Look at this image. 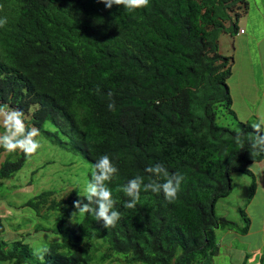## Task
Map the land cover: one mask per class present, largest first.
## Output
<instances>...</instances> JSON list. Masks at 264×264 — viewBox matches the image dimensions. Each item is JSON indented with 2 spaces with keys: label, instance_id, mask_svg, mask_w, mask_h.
Here are the masks:
<instances>
[{
  "label": "trees",
  "instance_id": "obj_1",
  "mask_svg": "<svg viewBox=\"0 0 264 264\" xmlns=\"http://www.w3.org/2000/svg\"><path fill=\"white\" fill-rule=\"evenodd\" d=\"M246 5L149 0L126 14L101 0H0V18L6 19L0 27V107L21 111L36 137L90 164L107 154L118 168L109 184L121 213L114 226L105 228L85 214L69 229L74 201L86 202L73 190L63 198L56 189L42 190L22 204L37 216L59 212L56 227L46 229L59 241L36 264L114 258L124 264H212L219 252L217 230L248 231L245 207L256 188L249 166L264 153L250 147L253 123L231 110L226 81L232 60L218 48L221 33L237 32ZM220 108L236 118L235 129L217 123ZM13 153L16 158L9 153L0 161V179L32 156ZM153 163L183 174L177 198L169 203L142 191L135 208H123L121 185L146 176L145 166ZM233 173L251 177L238 210L241 226L216 213L218 200L232 190ZM3 246L8 250L0 249V261L33 264L25 242Z\"/></svg>",
  "mask_w": 264,
  "mask_h": 264
},
{
  "label": "rangeland",
  "instance_id": "obj_2",
  "mask_svg": "<svg viewBox=\"0 0 264 264\" xmlns=\"http://www.w3.org/2000/svg\"><path fill=\"white\" fill-rule=\"evenodd\" d=\"M245 1L247 9L240 10L237 19V25L243 29V32L232 36L221 33L218 37V48L221 54L230 56L232 60L231 74L227 78L232 99L231 110L238 120L259 123L264 129V0ZM217 117L220 126L236 128V118L225 109L220 108ZM35 139L41 145L37 152L29 157L13 176L0 179V205L10 209V215L5 222L8 221L9 224L17 222L21 229L31 232L30 236L23 234L22 237L23 242L33 251L32 259L29 260V262L33 261V264L41 260L37 249L59 241L57 234L46 231L56 227L59 212L42 210L37 216L31 208L22 207V204L46 189H56L61 198L71 190L77 194L76 186L83 188L90 166L80 154L66 151L39 136ZM8 154L4 150L1 151L0 161H3ZM10 157L13 159L15 154L11 153ZM250 168V170L262 171L264 163L262 167L259 164H252ZM231 180L232 190L228 196L218 200L216 213L236 221L241 226L238 210L244 208L248 198L251 177L242 173H233ZM76 211H74L75 217L67 221L66 225L69 229H72L80 219ZM247 211L248 216L251 217L252 229H259L260 219L264 218V201L251 199ZM33 228L37 231L33 232ZM252 235L254 238L248 237V241L253 242H250V246L256 249L261 246L257 244L259 240L264 241V231L253 232ZM248 241L245 240L243 243L235 241L232 249H226L225 253L220 249L219 255L213 257L212 264H264V257L262 263H259L257 257L259 252L264 254V246L261 251L248 252L244 247V243L247 244ZM237 253H242L243 256L239 258ZM245 253L250 255L248 259L244 258ZM103 264L124 263L123 260L114 258Z\"/></svg>",
  "mask_w": 264,
  "mask_h": 264
},
{
  "label": "clouds",
  "instance_id": "obj_3",
  "mask_svg": "<svg viewBox=\"0 0 264 264\" xmlns=\"http://www.w3.org/2000/svg\"><path fill=\"white\" fill-rule=\"evenodd\" d=\"M101 2L105 8L117 5L122 8L124 13L130 14L145 7L149 0H101ZM232 19L234 20L235 17ZM5 23L6 19L0 18V27H3ZM242 32L243 29L239 27L235 35ZM108 108H112L111 103L108 104ZM251 127L255 130V134L250 138V147L264 153V129L259 123H253ZM37 135V129L26 127L21 111L4 110L0 107V149L7 153L33 155L41 147L40 142L35 139ZM144 172L147 174L146 176L135 175L121 185L120 190L127 197L122 202L123 208H135L142 191L161 194L164 201L169 203L177 198V193L184 180L182 173L169 174L160 163L145 166ZM117 173L118 168L107 154H101L90 164L83 188L81 189L79 185L76 186L78 197H82L86 201L84 203H81L80 199L74 201V207L77 208L76 212L81 219L85 217V214H88L94 221L102 223L103 227L107 228L114 226L121 218V213L114 208L116 199L109 188V184L116 178ZM47 250V247L37 249L40 259Z\"/></svg>",
  "mask_w": 264,
  "mask_h": 264
},
{
  "label": "crops",
  "instance_id": "obj_4",
  "mask_svg": "<svg viewBox=\"0 0 264 264\" xmlns=\"http://www.w3.org/2000/svg\"><path fill=\"white\" fill-rule=\"evenodd\" d=\"M264 163V158L258 162H254L252 164H259L260 167L263 166ZM251 164V165H252ZM251 165L249 166V169H251ZM251 172L254 175L255 178V184H256V188L255 191L252 195V197L250 198L249 202H251V199H262L264 201V170H260V171H254L251 170ZM257 197V198H256ZM248 202V203H249ZM248 203L246 204L245 207V212L247 213L248 211ZM10 215V209L7 206L4 205H0V220H1V224L3 226V230L2 233L0 234V240L2 242V244H0V247H2L3 250H8V246H3V243L5 244H11L15 241H23V234L30 236L31 232H28L27 229L23 230L20 228V225L17 222H10V224L7 222H5L6 218ZM248 215V214H247ZM8 227L10 229V231L8 232ZM253 225H252V221H251V217H250V226L249 229L246 233L244 234H240L236 231H232V230H226V231H221V230H217V239H218V245H219V252L218 255L220 253V249H222V252L225 253L226 249H232V246L234 245L235 241H239L242 242L247 240L248 241V237L254 238V236L252 235L253 232H258V231H264V218L260 219V224H259V229H252ZM33 232H36L35 228H33ZM11 232V234L8 233ZM22 238V239H20ZM259 240V239H258ZM251 241H248L247 244L244 243V247H246V249L248 250V252H257V251H261V248L264 246V241L259 240V242L257 244L261 245L256 249H253L250 244L253 243ZM255 242V241H254ZM256 243V242H255ZM231 246V247H230ZM230 247V248H229ZM239 255V258H241L243 256L242 253H237ZM249 253H245L244 254V258L249 257ZM259 258V263L263 262V257L264 254L259 252L258 256ZM1 264H12L10 260L6 261H0Z\"/></svg>",
  "mask_w": 264,
  "mask_h": 264
}]
</instances>
